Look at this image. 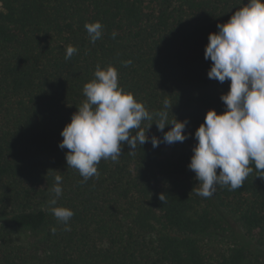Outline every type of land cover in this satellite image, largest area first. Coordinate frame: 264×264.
<instances>
[{"label": "trees", "instance_id": "16d2710c", "mask_svg": "<svg viewBox=\"0 0 264 264\" xmlns=\"http://www.w3.org/2000/svg\"><path fill=\"white\" fill-rule=\"evenodd\" d=\"M247 3L0 0V264H264V172L250 165L243 187L217 185L204 198L188 167L195 131L210 109L226 110L230 87L207 76L209 34ZM97 21L93 44L85 24ZM69 45L78 51L65 59ZM97 65L115 67L150 113L167 99L168 123L187 120L188 138L166 144L172 125L160 132L145 121L144 145L129 154L125 143L118 161L101 160L99 177L83 182L59 143ZM57 174L70 231L48 203Z\"/></svg>", "mask_w": 264, "mask_h": 264}, {"label": "clouds", "instance_id": "9594fccd", "mask_svg": "<svg viewBox=\"0 0 264 264\" xmlns=\"http://www.w3.org/2000/svg\"><path fill=\"white\" fill-rule=\"evenodd\" d=\"M91 43L102 37L103 25L97 21L85 24ZM217 32L210 33L204 58L212 65L207 73L209 79L220 83L230 81L229 91L221 100L226 110L218 114L210 109L204 122L195 131L197 144L188 167L195 173L200 187L192 191L198 196L209 198L216 186H228L229 190L243 187L245 180L255 170L264 172V0H248L223 24ZM113 33V38H115ZM78 49L69 45L65 59H70ZM125 66L131 60L125 61ZM95 79L83 87L86 100L78 107L61 131V149H68L65 159L68 168L76 169L83 182L99 177L97 165L101 160L118 161L126 143L132 154L137 145L149 140L142 123L153 121L158 131L164 132L166 125L171 129L163 134V142H183L187 120L168 123L167 109L172 108L167 99L164 110L150 113L132 93L119 86V74L115 67L101 70L97 65ZM153 147L160 140L151 138ZM219 169V174L217 170ZM58 172V171H57ZM49 200L50 210L56 219L70 231L68 222L74 212L57 206L63 193L62 176L57 174ZM164 201V194L159 196ZM56 231L55 228L52 229Z\"/></svg>", "mask_w": 264, "mask_h": 264}, {"label": "rangeland", "instance_id": "374dc122", "mask_svg": "<svg viewBox=\"0 0 264 264\" xmlns=\"http://www.w3.org/2000/svg\"><path fill=\"white\" fill-rule=\"evenodd\" d=\"M0 10H1V4H0Z\"/></svg>", "mask_w": 264, "mask_h": 264}]
</instances>
